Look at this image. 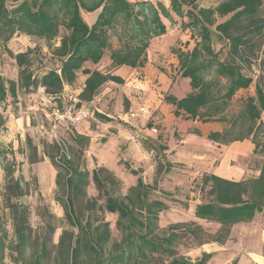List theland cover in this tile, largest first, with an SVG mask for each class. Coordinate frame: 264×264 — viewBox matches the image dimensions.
Here are the masks:
<instances>
[{"label":"trees","instance_id":"obj_1","mask_svg":"<svg viewBox=\"0 0 264 264\" xmlns=\"http://www.w3.org/2000/svg\"><path fill=\"white\" fill-rule=\"evenodd\" d=\"M96 10L97 17L89 23L83 11ZM177 18L182 20L179 28L190 31L194 42L190 48L172 49L179 59L181 77L190 80L191 91L180 98L167 92L163 100L172 106L177 118L230 122L231 126L222 132H211L209 140L228 145L250 139L255 145L253 156L262 152L257 138L264 128V0H219L211 5H203L200 0H0V44L18 68L16 79L0 77V104L41 88L47 100L55 102L53 107L83 109L95 100L105 83H125L115 68L144 66L151 40L166 34ZM62 27L67 33L56 44ZM18 34L46 41L59 65L35 72L31 57L34 49L13 53L8 47ZM216 43L221 44L219 48ZM105 55H109L111 64L101 66ZM80 72L86 78L77 101L62 106L63 91L76 83ZM256 77L260 79L255 84V95L245 97L241 111L228 117L226 111L233 97L239 90L249 89ZM128 108L126 105L125 111ZM94 116L104 123L116 119L98 109H94ZM8 120V115L0 112V170L8 179L5 203L14 219L16 242L11 252L17 251L16 260L21 264H44L53 251H57L55 264H208L213 251H203L193 260L181 254L179 246L223 245L231 238L235 225L251 223L264 213L262 160L257 175L240 180L208 172L202 175V197L194 206V215L217 223L215 232L196 221L172 222L163 228L160 213L169 209L167 199L172 193L160 188L159 183L174 169L169 158L174 151H169L162 135L141 141L147 152L155 153L154 181H146L142 170L123 160L137 179L122 194L121 180L111 169L97 166L90 172L86 151L91 136L73 129L70 143L55 136L44 147L45 156L56 169V200L71 229H64L55 244V227L48 221L44 236L35 239L29 207L12 201L13 197L28 194L29 184L20 172L14 149L1 138L8 129ZM27 144L30 161H41L37 145L30 138ZM91 180L104 198L102 203L88 195ZM157 191L164 198L154 197ZM106 213L117 215L119 239L113 238ZM8 246L4 233L0 235V264H6ZM238 261L236 258L231 264Z\"/></svg>","mask_w":264,"mask_h":264},{"label":"rangeland","instance_id":"obj_2","mask_svg":"<svg viewBox=\"0 0 264 264\" xmlns=\"http://www.w3.org/2000/svg\"><path fill=\"white\" fill-rule=\"evenodd\" d=\"M218 1L200 0V3L211 5ZM98 13L99 10L83 11V16L91 22L95 20ZM176 21V25L179 26L182 20L177 18ZM66 33V29L62 27L54 43L59 44L61 37ZM182 33L187 36L183 37L182 40H177L176 47L179 44L183 45L185 42L190 43L191 40L193 45V37L190 31L186 33L182 31ZM168 42L169 39H164L161 44L165 45ZM220 45L216 43V47L219 48ZM8 47L13 53L26 51L30 48L34 49L31 57L34 59L33 69L37 73H42L59 65V62L52 57L50 45L44 40L18 34L8 42ZM155 53L158 52L155 50ZM17 73L18 68L15 59L0 44V77L16 79ZM79 77L80 79L75 84L66 87L63 91L62 106L73 105L77 101L79 90L82 87L81 73ZM136 77L135 81L130 79L123 84H117L115 87L110 88V94L103 101H100V106L116 118L109 123L97 120L94 116L95 105L92 103L84 107V109L91 112V116L81 123L70 124L56 121L52 116L55 102L47 100L46 94L41 88L33 94L20 93L16 101L13 98H8L5 104H0V112L8 115L9 118L7 122L8 129L1 133V138L6 146L14 149L16 161L20 163V172L29 184L28 194L20 198L13 197L12 201L29 207V222L35 239L44 236L48 221L55 227L52 236L55 244L59 242L64 229H71L65 219L63 207L56 200V169L50 159L45 156L44 147L46 143L52 142L55 136L63 139L66 143H70L72 130L77 129L83 132V128L87 129L85 131L91 136V145L86 151L87 168L90 172L97 166H105L111 169L121 180L122 194H126L137 179V176L130 173L129 169L126 168L122 162L123 160L128 161L134 169L142 170L146 181L153 182L155 178V153L147 152L144 149L141 141L144 138L143 135L146 136L147 132H143V129H148L154 136L161 134L163 142L168 139L176 148L174 154L169 157L174 163V169L169 174L164 175L159 183L160 188L172 193V197L167 199L169 209L160 213L161 227L166 228L172 222L196 221L210 232H215L219 228L217 223L195 220L194 206L202 197L200 184L202 175L206 173L205 169L219 164L223 154L230 155L233 153V145L218 144L201 134H199V137L195 136L194 139L191 135H185L187 137L182 141L183 137L180 133H183V131L177 132L174 128L178 127L177 123H180V127L184 130V125L191 124L188 122L189 120L181 116L176 118L172 112V106H169V109L165 106L161 107V105H164L163 103H166L162 97L164 91L156 82L147 78V73H138ZM259 79V77H256L249 89L243 90L234 96L228 107V117L235 116L241 111L245 97L255 95V84ZM262 80L264 81V79ZM143 82L145 84L148 82L146 85L149 87L142 86ZM174 92L180 96L183 95L177 90H174ZM126 105L129 106L127 111H125ZM141 105L146 107V111L136 118H131L129 115L131 109H136ZM169 115H173L174 119L170 120ZM161 120L169 129L167 138L164 137V131L161 130L159 122ZM150 122L153 123L151 126L148 125ZM92 124L95 125L94 129L91 128ZM203 125L207 127V124L203 123ZM222 126L227 129L231 124L230 122H222ZM152 127H157L158 131H151ZM27 138H30L37 145L38 154L42 158L41 161L36 163L30 161ZM257 139L263 147L262 152L260 151L253 156L251 161L232 158V165L243 166L244 163L248 165L249 176L247 177L255 175L259 163L264 160V128L259 132ZM18 173L17 171L14 175L16 176ZM7 183L8 179L4 170L1 169L0 235L5 233L9 244L5 263L21 264V260H16L18 258L17 251L11 252V247L16 242V234L12 211L5 203V197L8 194ZM87 192L90 197L98 198L99 203L104 201L92 180L87 187ZM153 196L164 198L158 191ZM105 217L110 222L113 238L119 239L120 231L116 226L117 215L106 213ZM260 230L264 231V213L258 214L251 223L235 226L234 234L223 245L207 243L190 248L183 244L179 246V252L195 260L203 251H213L214 256L208 264H231L236 258L239 260L238 264H264V242L259 235ZM30 253L31 250L29 249L26 256L28 257ZM255 254H258L259 257ZM56 256L57 251H53L50 257L44 261V264H55Z\"/></svg>","mask_w":264,"mask_h":264},{"label":"crops","instance_id":"obj_3","mask_svg":"<svg viewBox=\"0 0 264 264\" xmlns=\"http://www.w3.org/2000/svg\"><path fill=\"white\" fill-rule=\"evenodd\" d=\"M165 2L167 3L168 0H165ZM92 22L93 21L89 23H92ZM186 36L187 35L182 33V30L179 28L178 25L170 27L166 34L155 37L151 40V43L147 50V62L145 63L144 66L136 67V68H132L128 66H121V67L115 68L114 72L122 76L125 79V82L130 79L132 81L133 80L135 81L137 79L136 74L138 73H145V74L147 73L148 74L147 78H150V81L156 82L157 85H159V87L162 88V91H164V94L169 92V93L176 95L179 98L183 97L191 91L190 80L189 78L181 77L180 71H179V59L177 55L173 53L172 49L173 47L176 46L177 40L179 39L182 40L183 37H186ZM164 39H169V42L166 43L165 45H162L161 43ZM191 46H192V40L190 41V43L185 42L183 45L179 44L178 47H182L183 49H186V47L190 48ZM155 50L158 53H155ZM110 64H111V59L109 55H105V57L102 60L101 66H108ZM87 66L92 68V64L90 63H87ZM85 78L86 77L81 74L82 87L80 88L79 92H81V90L84 87ZM117 84L118 83L110 81V82L105 83L101 87L100 92L96 96L95 100L92 102V104L95 105V109L105 111L100 106V101H103L106 98V96L110 94L109 89L115 87V85ZM146 84H148V82ZM146 84L145 82H143L142 86L149 87ZM66 87H70V86H66ZM174 90L181 92L183 95L180 96L179 94H176ZM242 91L243 89L239 90L238 93ZM164 94H162V97ZM160 102L162 101L160 100ZM163 104L164 105H161V107L165 106V108L167 109H169V106H171L166 103H163ZM131 110H134V109H131ZM227 112L228 110L226 111V115H227ZM169 116H170L169 117L170 120L174 119L173 115H169ZM159 122H160L161 130L164 131V137L167 138L169 136V133H168L169 129L163 120ZM188 122L191 124L184 125L183 127L184 130H182V127H180V123H177L178 127L174 128V130H177V132L183 131V133H180V135L183 137L182 141H184L185 140L184 138L187 137L185 135H191L192 139H194L195 136L199 137L200 136L199 134L204 135L205 137L208 138V135L211 132H222L225 128L224 126L221 127L222 122L217 121V120L209 121V122H202L201 120L195 119V120H189ZM203 123L207 124V127H205ZM83 130H84L83 132L87 133V131H85L87 129L83 128ZM143 132H147L146 134L148 135V136L143 135L144 138L156 137L154 136L153 133L149 132V130L146 128L143 129ZM166 142L169 146V151H174L176 148L175 145L171 144V142L168 139H166ZM229 145H233V150H232L233 153H231L230 155H227L226 153L223 154L220 159L219 164L212 165L211 167L205 169V171L208 173H215L225 178L235 179V180H240L242 178L249 176L248 167H247L248 165L246 163H244L243 166L232 165V160H233L232 158H239L242 161L244 160L251 161L252 156H253V151L255 148L254 143L250 139H245L243 141L232 142ZM258 173H259V170L256 171L255 175H257ZM195 220L203 221V219H200L197 217H195ZM235 226L232 228V234H234ZM259 235L264 242V231L260 230ZM255 255L259 257L258 254H255Z\"/></svg>","mask_w":264,"mask_h":264},{"label":"built area","instance_id":"obj_4","mask_svg":"<svg viewBox=\"0 0 264 264\" xmlns=\"http://www.w3.org/2000/svg\"><path fill=\"white\" fill-rule=\"evenodd\" d=\"M145 111H146L145 106L141 105L138 108L131 110L129 115L131 118H136L137 116L141 115ZM52 116L56 121L60 123L68 122L70 124H79L82 121L88 119L91 116V112L88 109H84V108L75 110L73 106H67L63 110L58 107H55L52 110ZM151 130L153 132L158 131L156 127H153Z\"/></svg>","mask_w":264,"mask_h":264}]
</instances>
